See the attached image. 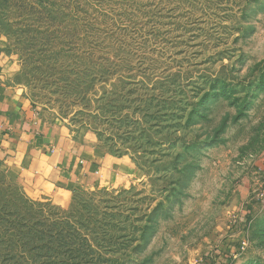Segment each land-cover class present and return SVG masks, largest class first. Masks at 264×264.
Wrapping results in <instances>:
<instances>
[{
	"label": "rangeland",
	"instance_id": "374dc122",
	"mask_svg": "<svg viewBox=\"0 0 264 264\" xmlns=\"http://www.w3.org/2000/svg\"><path fill=\"white\" fill-rule=\"evenodd\" d=\"M0 40L138 167L65 206L0 171V264H264V0H0Z\"/></svg>",
	"mask_w": 264,
	"mask_h": 264
},
{
	"label": "crops",
	"instance_id": "0c3cea01",
	"mask_svg": "<svg viewBox=\"0 0 264 264\" xmlns=\"http://www.w3.org/2000/svg\"><path fill=\"white\" fill-rule=\"evenodd\" d=\"M4 47L0 40V171L60 206L84 189L128 186L138 171L134 161L34 106L18 83L19 62Z\"/></svg>",
	"mask_w": 264,
	"mask_h": 264
}]
</instances>
